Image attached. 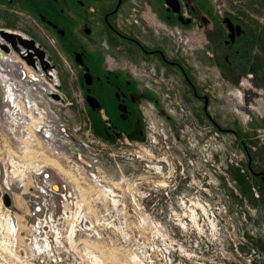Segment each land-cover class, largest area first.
Returning a JSON list of instances; mask_svg holds the SVG:
<instances>
[{
	"label": "rangeland",
	"instance_id": "374dc122",
	"mask_svg": "<svg viewBox=\"0 0 264 264\" xmlns=\"http://www.w3.org/2000/svg\"><path fill=\"white\" fill-rule=\"evenodd\" d=\"M45 35L61 89L41 78L27 97L38 106L28 107L19 91L29 85L0 77V264H264V99L250 92L242 111V92L229 96L230 80L213 78L208 110L149 109L148 139L108 141L87 120L76 67ZM11 95L19 119L2 107ZM41 169L60 190L32 216L27 196ZM198 195L216 218H192Z\"/></svg>",
	"mask_w": 264,
	"mask_h": 264
},
{
	"label": "flooded vegetation",
	"instance_id": "af4514ba",
	"mask_svg": "<svg viewBox=\"0 0 264 264\" xmlns=\"http://www.w3.org/2000/svg\"><path fill=\"white\" fill-rule=\"evenodd\" d=\"M41 29L76 67L87 120L108 141L148 139L149 109L208 110L213 78L230 80L229 96L242 92L235 93L242 111L250 92L254 102L264 99V0H0V77L12 78L16 90L15 79L29 85L19 91L26 102L41 75L24 55L38 67L41 45L58 73ZM6 100L15 108L12 95L3 108ZM258 177L264 181V172Z\"/></svg>",
	"mask_w": 264,
	"mask_h": 264
},
{
	"label": "built area",
	"instance_id": "2783aa9c",
	"mask_svg": "<svg viewBox=\"0 0 264 264\" xmlns=\"http://www.w3.org/2000/svg\"><path fill=\"white\" fill-rule=\"evenodd\" d=\"M213 162L214 161L211 160V163ZM190 163L192 164V161H190ZM181 168V173H183L184 168ZM55 186L56 189H54ZM29 189L30 192H28L27 201L28 203L32 204L31 209L29 210V213L32 216L37 215L42 209H46L48 207V204L50 205L52 203V198L55 197L56 192L60 190L55 178L50 173L42 169L39 170V172L35 173L32 179V185ZM195 200L196 201H191V204L194 206L191 214V216H193V219L198 220L200 215L197 212L198 210L203 212L201 214L206 218H208L209 216L216 218V216H214V209L211 206L209 197H207L206 199H200V195H198L196 196ZM219 211L225 212V206L221 205V209H219Z\"/></svg>",
	"mask_w": 264,
	"mask_h": 264
},
{
	"label": "water",
	"instance_id": "95a60500",
	"mask_svg": "<svg viewBox=\"0 0 264 264\" xmlns=\"http://www.w3.org/2000/svg\"><path fill=\"white\" fill-rule=\"evenodd\" d=\"M38 67L37 63L33 61L31 57V53H28L27 55L23 56L24 61L26 62L27 65L31 66L33 69L36 70L37 73L40 75H44L47 80H50L51 82H54L55 85L59 88V84L57 83V77L54 74V65L50 63V57L46 54V51L42 48V46H39L38 50ZM51 96L55 99H59V95L56 93L51 94ZM2 200L5 206L10 207L12 204V197L8 192H4L2 196Z\"/></svg>",
	"mask_w": 264,
	"mask_h": 264
},
{
	"label": "bare ground",
	"instance_id": "6f19581e",
	"mask_svg": "<svg viewBox=\"0 0 264 264\" xmlns=\"http://www.w3.org/2000/svg\"><path fill=\"white\" fill-rule=\"evenodd\" d=\"M44 76H40V78H43ZM45 80V79H44ZM45 81H47V80H45ZM38 82H40V80L38 81ZM47 82H49V81H47ZM50 83V82H49ZM52 86H53V84H51ZM54 92H52V91H49V92H47L46 94L47 95H51V94H53ZM57 94V93H56ZM58 95V94H57ZM60 97V96H59ZM59 99H61V97L59 98ZM27 103V102H26ZM5 104V106H8L7 108H9L10 109V111H11V115L12 116H14V117H19V114H18V112H15L14 111V108H13V105H12V103H10L9 101H7L6 100V102L4 103ZM27 106H28V104H27ZM9 111V112H10ZM36 113V112H35ZM37 114V113H36ZM37 116V115H36ZM37 117H39V114H38V116ZM19 119V118H18ZM51 127H52V131H53V129L55 128V125L54 124H52L51 125ZM11 129L10 130H14L12 127H10ZM17 131V130H16ZM48 134H49V136H51V138H55V136L54 135H52V132H51V129L50 130H48V132H47ZM5 192H7V191H5ZM9 193V192H8Z\"/></svg>",
	"mask_w": 264,
	"mask_h": 264
},
{
	"label": "crops",
	"instance_id": "0c3cea01",
	"mask_svg": "<svg viewBox=\"0 0 264 264\" xmlns=\"http://www.w3.org/2000/svg\"><path fill=\"white\" fill-rule=\"evenodd\" d=\"M223 87H224V85H223ZM225 88L227 89V84L225 85ZM217 92H218V94H217ZM217 92H215V96L218 98V95L220 96L221 95V91L219 92V91H217ZM223 96V95H222ZM225 105V106H224ZM224 105H222V106H220L219 108V110H222V113H223V115H225L226 113H229V112H232L231 110L232 109H230V108H228L227 106H226V104H224ZM251 108H253L254 110H256L257 112H258V109H256L255 107H253L252 106V104H251ZM260 112V111H259ZM258 112V113H259ZM242 115H243V117L245 116L246 117V115H244L243 113H242Z\"/></svg>",
	"mask_w": 264,
	"mask_h": 264
}]
</instances>
